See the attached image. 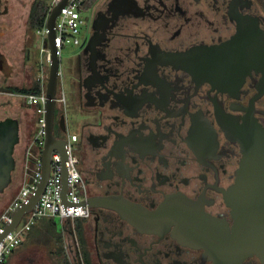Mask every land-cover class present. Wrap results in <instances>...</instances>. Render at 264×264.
<instances>
[{"label": "flooded vegetation", "instance_id": "1", "mask_svg": "<svg viewBox=\"0 0 264 264\" xmlns=\"http://www.w3.org/2000/svg\"><path fill=\"white\" fill-rule=\"evenodd\" d=\"M12 2L0 0V121H17L18 139L3 193L13 185L17 192L35 130L30 119L23 131L20 107L35 111L13 84ZM89 10L81 104L98 121L74 134L89 209L69 230L78 252L89 264H264L256 253L230 249L235 220L227 201L243 156L235 133L245 123L264 129V74L211 61L230 53L241 31L264 33L263 0H94ZM23 50L37 64L32 36ZM131 207L161 213L158 226L139 227L127 217ZM248 212V228H261L264 243V203L249 202Z\"/></svg>", "mask_w": 264, "mask_h": 264}, {"label": "water", "instance_id": "2", "mask_svg": "<svg viewBox=\"0 0 264 264\" xmlns=\"http://www.w3.org/2000/svg\"><path fill=\"white\" fill-rule=\"evenodd\" d=\"M66 1L63 0L62 3L54 6L47 22L50 30L48 43L52 53V63L47 83L46 119L48 127L42 156V180L29 203L14 213V222L7 226L3 235H0V241L7 232L13 230L18 225L22 217L35 206L43 194L50 175L52 152L54 150L60 151L66 160L65 141L58 139L54 135V116L60 67L59 58L56 55L54 37L56 18L65 6ZM234 43L235 45L230 49V53L217 57L213 56L211 61H215L216 58V60H219V64L235 65L237 66L236 69L242 68L244 71L258 68L257 70L262 71L264 74V33L255 30L253 34L246 35L244 31H241ZM234 136L235 140L241 144L243 156L237 171L236 183L233 185L227 200L229 206L232 208L235 220L233 235L228 237L229 243L235 244V246L229 247L236 251L256 253L264 262V243L262 242L261 228H257L256 226L248 228V224L251 223L249 220L248 203H264V129L257 125L245 123ZM17 137V121L13 119L0 121V192H3L11 181L12 171L15 168L13 153ZM67 171L68 169L65 164L63 176V198L65 202H67L66 192L68 189ZM130 211L127 217L139 227L145 229H155L158 226L157 219L162 216L161 213L154 216L145 210H138L134 207H131ZM252 215L258 218L262 216L260 212H252ZM250 233H253L256 238L253 237L251 239Z\"/></svg>", "mask_w": 264, "mask_h": 264}, {"label": "built area", "instance_id": "3", "mask_svg": "<svg viewBox=\"0 0 264 264\" xmlns=\"http://www.w3.org/2000/svg\"><path fill=\"white\" fill-rule=\"evenodd\" d=\"M63 0H51V4L46 11L44 22L35 30L36 35L43 37V47L41 51L46 53L47 65L42 67V76L38 80L41 82L42 91L40 93H20L28 105L35 108L36 118L35 131L28 141L23 156V175L22 185L13 200L5 207L0 215V235L5 233L8 225L14 222V213L28 204L35 195L43 176V151L46 143L48 122L46 119V102L48 71L52 63V53L49 48L48 38L50 30L47 26L48 19L55 5L62 3ZM85 0H67L65 6L61 9L56 18V30L54 37V45L58 58L62 55V51L67 44L73 43L82 47L84 41L88 38V27L90 19L87 22L82 16ZM87 22V23H86ZM87 24L85 39L82 41L80 35L82 27ZM59 78L62 76L59 67ZM61 95V94H60ZM64 95L58 96L56 102L64 103ZM55 135V133H54ZM56 136V135H55ZM65 141V154L54 150L51 155V170L47 185L41 197L35 206L26 213L18 225L11 231L7 232L0 241V264H3L6 256L15 250L24 240L25 236L31 229L43 218L58 219L60 224L64 226L74 223L75 220H83L89 216L88 205L86 204V196L84 193V185L81 174L78 169V157L75 154L73 143L77 140L76 135L65 132L63 137H58ZM68 169L67 182L68 189L66 192V201L63 198V176L64 165Z\"/></svg>", "mask_w": 264, "mask_h": 264}, {"label": "rangeland", "instance_id": "4", "mask_svg": "<svg viewBox=\"0 0 264 264\" xmlns=\"http://www.w3.org/2000/svg\"><path fill=\"white\" fill-rule=\"evenodd\" d=\"M33 1L34 0H13L12 2L15 5L11 32L12 62L19 65L18 71L15 72L16 74L14 73L16 75L15 80L17 81L19 88L27 87L26 81H29V86H32L31 81L35 78L36 74H38V77L40 78L42 76V67L44 64L47 65L46 53L41 51L44 45L43 37L41 35H36L35 31H30L29 29L28 16ZM47 1L49 3L51 2V0ZM82 16L86 18V21L88 22L90 19V10H82ZM86 31L87 24L82 27V33L80 35V39L82 41L85 39ZM9 36L10 35H7V38ZM31 36L35 41L33 56L35 57V61L38 65L35 63L32 64L31 62V65L28 66L27 64H29V62L25 60V50H23V46ZM1 39L6 40L4 36L1 37ZM83 47L84 46L81 47L79 45H74L73 43L67 44L59 58V65L63 74L62 90L64 92L59 96L62 97L64 95L65 97V102H61L59 108L62 112L64 107V114L67 121V131L69 134H76L78 136L81 135L85 124L98 121L96 112L84 111L81 104L80 62ZM15 80L13 83L14 85H16ZM19 103V100L14 98L12 114L17 115L16 110L20 107ZM59 112V109L55 112L54 133L58 137H63L64 134L62 133L59 125ZM32 113L33 112L28 110L24 105L20 107V114L22 116L23 123L25 124L23 131L25 127L29 129L30 119H35V121L37 120L36 113L35 115ZM78 144L79 143L76 141L73 143L76 155L78 154ZM17 173H20L19 168H17ZM15 180L18 181L20 187L21 180H19L17 174L15 176ZM14 186L16 185L10 186L7 191L0 195V210L10 200H7L6 198H12V196L17 193L13 191ZM64 225L68 224L65 222ZM59 229V231H62L63 233V241L61 245L68 255L70 264H84L81 258L83 255L77 250L76 243L78 242L70 236L69 230L71 229V226L69 225L67 230H64L62 226L59 227ZM58 246L59 244L48 240V238H36V241H32V243H28V241L25 240V244L20 246L13 255H10L5 264H57L55 261L57 256H54L53 251H55Z\"/></svg>", "mask_w": 264, "mask_h": 264}, {"label": "trees", "instance_id": "5", "mask_svg": "<svg viewBox=\"0 0 264 264\" xmlns=\"http://www.w3.org/2000/svg\"><path fill=\"white\" fill-rule=\"evenodd\" d=\"M94 0H85L84 8L89 9L93 5ZM49 2L47 0H34L31 6L29 14V28L32 31H35L40 25L43 24L46 11L48 10ZM42 91V85L39 80H35V83L30 88L20 89L19 92L22 93H40ZM82 220H75L74 223L68 225H61L58 219L55 218H43L31 229L30 234L32 236H39L42 239L48 238L50 241H54L59 244L58 248L53 251V254L57 256V261L59 264H70L68 255L64 248L62 247L63 233L59 231V227H63L64 230H67L69 225L71 228H80ZM80 246H81V241ZM82 249V248H81ZM82 262L84 264H89V260L84 253L82 256Z\"/></svg>", "mask_w": 264, "mask_h": 264}, {"label": "crops", "instance_id": "6", "mask_svg": "<svg viewBox=\"0 0 264 264\" xmlns=\"http://www.w3.org/2000/svg\"><path fill=\"white\" fill-rule=\"evenodd\" d=\"M51 3H49V5H50ZM49 5H48V7H49ZM32 6V5H31ZM30 10H31V8H30ZM29 14H30V12H29ZM28 20H29V16H28ZM30 29V28H29ZM31 31V30H30ZM9 45V47H10V49H11V52L9 53L10 55H11V58H10V63L12 64V67H13V70H14V73L16 72V71H18V69H19V65L18 64H15V63H13L12 62V37L10 38V41L9 42H7V46ZM5 54H7V53H5ZM27 62H29V64H27L28 66H30L31 65V61L30 60H27ZM36 65H38V63L36 64ZM13 73V74H14ZM16 74V73H15ZM14 74V78H13V82H14V80L16 79L15 77H16V75ZM35 80L37 81L38 80V74H36V76H35V78L31 81V84H32V86L34 85V83H35ZM15 82H16V84L18 85V83H17V81L15 80ZM29 81H26V86L27 87H23V88H21V89H26V88H30L31 86H29ZM20 101V100H19ZM13 102H14V97H13V100H12V105H13ZM32 109H34V111H35V108L34 107H32ZM35 131V130H34ZM23 156L24 155H22V157H21V160H20V162H19V169H20V173H16L17 174V176L18 177H20V180H21V178H22V175H23ZM21 182H22V180H21ZM19 187H18V190H17V193H18V191H19ZM16 193V192H15ZM16 193V194H17ZM1 194H3V192H1L0 193V195ZM15 194V195H16ZM15 195L14 196H12V198H10V197H7L6 199L7 200H9L3 207H2V209L0 210V215L3 213V211H4V209H5V207L13 200V198L15 197ZM36 238H40L39 236H32L31 234H30V232L25 236V238H24V240L22 241V243L15 249V250H13L9 255H7L6 256V259H5V261H4V263L3 264H5L6 263V261H7V258L10 256V255H13L15 252H16V250L20 247V246H22V245H24L25 244V240L26 241H28V243H32V241H36ZM52 254V253H51ZM53 255V254H52ZM55 256V255H54ZM54 256H52V257H54ZM56 261V263L57 264H59L58 263V261H57V259L55 260Z\"/></svg>", "mask_w": 264, "mask_h": 264}]
</instances>
